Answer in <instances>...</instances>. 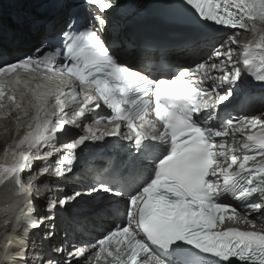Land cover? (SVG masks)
I'll return each instance as SVG.
<instances>
[{
	"label": "snow or ice",
	"instance_id": "snow-or-ice-1",
	"mask_svg": "<svg viewBox=\"0 0 264 264\" xmlns=\"http://www.w3.org/2000/svg\"><path fill=\"white\" fill-rule=\"evenodd\" d=\"M84 3L82 22L71 4L62 5L76 19L64 21L69 31L59 46L35 47L0 64V118L15 114L17 133L25 124L28 129L10 146L11 162L0 163V186H10L8 199L32 212L34 183L36 198L47 201L42 217L22 213L15 224L3 221L0 264H27V249L13 243L21 240L20 228L29 233L47 223L41 240L56 239L57 208L83 193L57 200L50 194L59 190L41 178L72 173L77 149L105 137L127 141L119 146L125 156L88 194L123 201V210L94 209L119 222L94 244L76 248L62 241L54 257L41 256L39 264H80L85 257L86 264H264V227L257 230L249 219L260 213L256 219L264 225V113L218 111L236 99L243 73L264 84V0H183L196 17V39L219 46L194 68L167 76L163 69L171 65L138 67L141 54L124 47L108 16L118 0ZM32 23L42 44L59 21ZM241 30L253 33L242 45ZM229 222L233 226L224 227Z\"/></svg>",
	"mask_w": 264,
	"mask_h": 264
},
{
	"label": "bare ground",
	"instance_id": "bare-ground-1",
	"mask_svg": "<svg viewBox=\"0 0 264 264\" xmlns=\"http://www.w3.org/2000/svg\"><path fill=\"white\" fill-rule=\"evenodd\" d=\"M46 0H22L16 3L11 4L7 10L5 20L2 19L0 23V55L5 52L10 56H14L17 53H22L27 51L21 45H16L15 42L20 39L27 41L29 38L31 42L34 43V47H37L40 43V35L35 31V26L33 25V20L37 22H42L44 20L56 19L59 21L57 24L56 33L60 29V25L63 24L65 13L68 11L64 8H61L57 13L48 16L41 11L42 5ZM160 4H164L160 2ZM113 20L117 23L119 20L118 14L113 12ZM20 21V22H15ZM38 24V23H37ZM213 46L218 47V44H211V51ZM15 116V114H13ZM14 122V121H13ZM12 120L6 123L10 125L9 130H5L4 134L1 133L0 136H5L10 144H13L17 141L24 130H28L25 124L20 132L15 133V127ZM3 134V135H2ZM18 135V137H17ZM3 145V142H0V146ZM89 147V145L87 146ZM1 163V160H0ZM90 172L86 167H81L79 172H75L68 177L57 178L56 180L53 176H44L41 178V183L44 180L50 182H55L54 189L59 191H53L52 196L57 200L63 198L62 196L66 194H72L73 191H80L83 195L77 198L75 201L69 202L63 208H57L56 213L66 210L64 218L56 219L57 229L60 234V238H56L54 241H42L41 237L45 235L47 229L50 227L49 224L45 223L40 229L25 233L23 228H20L19 232L21 235V240H14L13 243L25 247L27 249L25 256L27 259V264H39V257L43 256L45 259L53 258L55 250L51 249L52 246L55 248L60 245L62 241H66L69 244H74L76 248H80L86 244L95 243L96 239L100 236L98 235V227H104V216L107 213L110 215V212H97L94 211L97 206H103L106 209V205H110L113 201H110V197L105 194H88V187L91 186L88 181ZM40 190L36 184L32 186V192L34 197V202L37 206V211L32 212L28 208H24L22 204L19 206L16 202L10 201L8 198L11 197L12 193L10 191V186L3 185L0 186V239H2L4 233L3 221L9 219L13 224L16 223V216L22 215V213H29L34 217L44 216V199H36L34 191L39 192ZM42 200V201H40ZM43 205L41 206V203ZM7 213V215H5ZM103 222V223H101ZM8 232L11 233V227L8 228ZM32 235H34L32 237ZM32 237V238H31ZM63 237V238H62ZM26 239V243H24ZM46 249H51L50 253ZM74 251L75 249H69ZM53 251V252H52ZM17 249H13V256H15ZM3 259L2 253H0V260ZM87 259V258H86ZM11 261V257L9 258ZM80 264H83L80 262Z\"/></svg>",
	"mask_w": 264,
	"mask_h": 264
},
{
	"label": "rangeland",
	"instance_id": "rangeland-1",
	"mask_svg": "<svg viewBox=\"0 0 264 264\" xmlns=\"http://www.w3.org/2000/svg\"><path fill=\"white\" fill-rule=\"evenodd\" d=\"M18 1H22V0H0V10L2 11V18H4L3 20H5V13H6V10H7V8L11 5V4H13V3H16V2H18ZM15 22H20V21H15ZM39 191V190H38ZM34 193H35V196L37 197V194H38V192L37 191H34ZM63 197V196H62ZM36 199H39V198H36ZM40 201H42V200H40ZM41 203V206L43 205V203H44V207L46 206V203L47 202H40ZM53 252V251H52Z\"/></svg>",
	"mask_w": 264,
	"mask_h": 264
},
{
	"label": "water",
	"instance_id": "water-1",
	"mask_svg": "<svg viewBox=\"0 0 264 264\" xmlns=\"http://www.w3.org/2000/svg\"><path fill=\"white\" fill-rule=\"evenodd\" d=\"M147 1L148 0H136L130 3L129 6L134 7V9L137 11L136 13H139L145 10L150 5V3ZM0 15H1V10H0Z\"/></svg>",
	"mask_w": 264,
	"mask_h": 264
}]
</instances>
